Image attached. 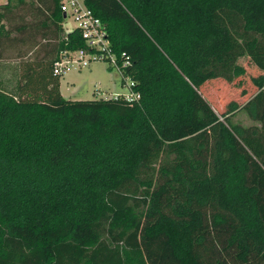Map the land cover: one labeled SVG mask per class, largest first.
I'll return each mask as SVG.
<instances>
[{
  "label": "trees",
  "instance_id": "trees-1",
  "mask_svg": "<svg viewBox=\"0 0 264 264\" xmlns=\"http://www.w3.org/2000/svg\"><path fill=\"white\" fill-rule=\"evenodd\" d=\"M83 1L140 97L64 98L60 0L0 4V46L56 45L0 87V264H264V75L223 108L201 88L264 56V0Z\"/></svg>",
  "mask_w": 264,
  "mask_h": 264
},
{
  "label": "rangeland",
  "instance_id": "rangeland-1",
  "mask_svg": "<svg viewBox=\"0 0 264 264\" xmlns=\"http://www.w3.org/2000/svg\"><path fill=\"white\" fill-rule=\"evenodd\" d=\"M6 0H0V4ZM28 16H26V19ZM8 42H3L1 46L7 47ZM0 52V87L8 91H14L19 73L16 72L13 81L14 85H7L6 78L10 81V70L12 65H17L18 62L12 60L13 54L5 49ZM239 63L243 65L246 72L239 79L242 84L237 88L238 79L234 83H228L221 79L209 80L202 85L203 93L211 100L218 108H223L226 101L231 98H239L238 92L235 89H245L247 96L249 92L255 90V85L252 78L258 75H264V56L259 57H243L239 59ZM7 75V76H6ZM61 92L63 97L69 100H88L104 96L113 97L116 95H126L129 93V87L121 82L118 72L111 68L105 60L92 61L89 66L76 68L74 65L68 69L61 77ZM97 91L102 92L97 94ZM244 124H250L252 121L242 117Z\"/></svg>",
  "mask_w": 264,
  "mask_h": 264
},
{
  "label": "built area",
  "instance_id": "built-area-1",
  "mask_svg": "<svg viewBox=\"0 0 264 264\" xmlns=\"http://www.w3.org/2000/svg\"><path fill=\"white\" fill-rule=\"evenodd\" d=\"M60 10L64 19L62 23L64 32L77 29L85 46L74 51L62 50L53 63V72L62 76L73 65L76 68H83L89 66L92 61L105 60L118 72L123 84L128 87L134 86V82L126 74V67L130 65L129 57L124 52L117 57L111 48L104 24L84 1L60 0ZM124 96L127 100L140 97L139 93L131 91Z\"/></svg>",
  "mask_w": 264,
  "mask_h": 264
},
{
  "label": "crops",
  "instance_id": "crops-1",
  "mask_svg": "<svg viewBox=\"0 0 264 264\" xmlns=\"http://www.w3.org/2000/svg\"><path fill=\"white\" fill-rule=\"evenodd\" d=\"M20 29L21 27L19 26L14 27V31L10 35V37H14V38H12V40H10V37L7 39L8 40L7 47L0 46V51L5 47V49L8 51V54L9 52L10 54L11 53L13 54L12 60H15L17 62L19 61L17 65L11 66V70H10L11 83L9 82L8 76L6 75L7 85H9L10 87L11 85H14L13 78L16 72L22 74L24 71V66L26 64H29L32 61H36L39 59H41L42 61H46L55 54L56 45L54 40H52L51 42H47L46 37L41 38V35H39L38 33L37 42H35L33 41L35 34L33 35L28 34V32L24 30V26H22L24 32L22 31V34L18 33V30ZM61 89L62 86H61V82L59 81V90L61 95L63 96ZM97 94L102 95V92L97 91ZM104 97H108V96H104Z\"/></svg>",
  "mask_w": 264,
  "mask_h": 264
}]
</instances>
